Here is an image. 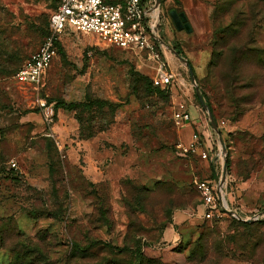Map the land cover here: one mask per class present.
Here are the masks:
<instances>
[{"label": "rangeland", "instance_id": "obj_1", "mask_svg": "<svg viewBox=\"0 0 264 264\" xmlns=\"http://www.w3.org/2000/svg\"><path fill=\"white\" fill-rule=\"evenodd\" d=\"M59 2L0 0V264H137L141 253L167 264H264V3L160 0V36L185 81L181 91L150 87L137 52L77 32L61 37L38 88L20 85L14 75L38 50ZM170 10L183 12L192 31H178ZM232 22L239 26L221 34ZM248 39L258 55L232 64L229 54ZM178 57L229 142L235 201L259 218L245 227L206 221L167 244L174 212L196 208L194 182L211 177L176 148L184 142L172 120L177 103L205 125L208 118ZM227 77L253 84L236 91L238 104Z\"/></svg>", "mask_w": 264, "mask_h": 264}, {"label": "built area", "instance_id": "obj_2", "mask_svg": "<svg viewBox=\"0 0 264 264\" xmlns=\"http://www.w3.org/2000/svg\"><path fill=\"white\" fill-rule=\"evenodd\" d=\"M156 1L60 0L49 18L47 35L38 50L16 71L15 82L38 88L57 55V44L60 43L61 37L69 32H77L94 36L105 46L140 54L144 65L151 71L149 79L152 87L171 92L173 86L177 84L182 89L185 81L177 70L170 66L165 53L167 50L169 53L172 51L160 36L161 7ZM45 110V119L51 123L53 110L51 107ZM172 120L177 128L193 122L184 102L175 105ZM206 121V125L202 122L196 125L197 128L187 142H180L176 146L180 155L197 158L208 163L211 168L210 178L194 182V189L203 210V219L220 221L228 218L241 222L257 220L259 218L257 215H247L235 201L231 187L234 180L228 175L227 168L225 179L221 182L224 154L208 118ZM224 145L227 158L225 142ZM11 167L16 169L15 163H12Z\"/></svg>", "mask_w": 264, "mask_h": 264}, {"label": "crops", "instance_id": "obj_3", "mask_svg": "<svg viewBox=\"0 0 264 264\" xmlns=\"http://www.w3.org/2000/svg\"><path fill=\"white\" fill-rule=\"evenodd\" d=\"M179 13H183V12H179ZM185 17H186V15H185ZM186 19H187V17H186ZM187 23L189 24L188 20H187ZM189 26H190V24H189ZM190 28H191V26H190ZM178 31H180V30H178ZM191 31H192V28H191ZM169 55H170V57L167 56L168 61H173L172 59L175 56L173 54V52H170ZM179 67H180V65H179ZM173 69L178 70L176 68V66L173 67ZM176 89L181 91V89L179 88V86H177V84H175L173 86L172 90H176ZM187 101L190 103L189 100H187ZM187 109H188L189 113L191 114L193 122L181 127V130H182L183 135H184V137H183L184 142H187L189 140L190 135L197 128L196 125L201 123L200 115L195 110V108H193L191 105L188 104ZM193 159H197V158L193 157ZM200 162H203V161H200ZM203 163L206 165L205 166L206 169H209V171H210L211 168L208 165V163H206V162H203ZM202 214H203V210H202L200 203H198L197 207L194 209L186 208V209L174 212V214L172 216L171 223L167 226V228L163 232L162 241L167 243V244H172V243H176L177 241H179L183 237V235L191 234L194 230H196L198 227L203 225V223L205 222V220L202 217Z\"/></svg>", "mask_w": 264, "mask_h": 264}, {"label": "trees", "instance_id": "obj_4", "mask_svg": "<svg viewBox=\"0 0 264 264\" xmlns=\"http://www.w3.org/2000/svg\"><path fill=\"white\" fill-rule=\"evenodd\" d=\"M254 1L255 2L264 3V0H254ZM238 26H239L238 23L232 22L226 28H219V30L221 29V31H220L221 34H223L224 32L230 33L231 31H234V29H235L234 27H238ZM47 33H48V31H47ZM47 33H46V35H47ZM233 33L236 34L237 32L235 31ZM233 33H231V34H233ZM228 45H229V42L227 41L226 43H224V46L223 47L226 48ZM58 48H59V43L57 44V52H58ZM240 48H241V51L240 52L237 51L239 48L236 49V50H234L233 52H231L233 49H235V46H232L230 48L229 51L231 53L229 54V56H230L229 59H230V61H231L232 64L236 63L239 60V55H241V58H244V59L245 58L246 59H249L250 57L251 58L254 57V55H258V50H257V48H255L253 46V40L252 39L251 40L250 39L246 40L242 44V46ZM177 55L180 56V52H177ZM257 63H258V61H257ZM232 73H235L234 72V68L232 70ZM148 80H149L150 87H152L151 82H150V79H148ZM221 81H225V80L224 79H221ZM238 82H240V79H238V78H237V80L234 79L233 81H231L229 79V77H227L226 84L224 85L225 86V89L228 91V94L230 95L231 100L234 101V103H236V104H238V101H239V98L235 96L236 91L237 90H240L241 88H248V87L250 88L253 85L251 81L247 80V82L244 85L237 86L236 84ZM152 88H154V87H152ZM154 89H158V88H154ZM158 90H160V89H158ZM161 91H163V90H161ZM203 97H204V94H203ZM207 105L210 108L211 113L213 115V111H212V108L210 106V103L207 102ZM58 108L59 107L57 106V109ZM225 144H226V148H227L226 168H227L228 175H230V162H229V157H230L229 149H230V145H229V142H227V140H225ZM196 195H197L198 201L200 203L199 196H198L197 193H196ZM230 220H231V222L236 223V224L241 225V226H244V227L245 226H250L252 224V223H248V222L237 221L235 219H230ZM202 239H203L202 236L199 237V241L198 242L200 243L202 241ZM202 246H203V244H201V246H199L198 248H201ZM15 264H18V262H15ZM114 264H117V263L115 262ZM137 264H167V263H163L161 261V259L159 257H157V256H148V255H145L144 253H141L140 256H139V258H138V263Z\"/></svg>", "mask_w": 264, "mask_h": 264}, {"label": "water", "instance_id": "obj_5", "mask_svg": "<svg viewBox=\"0 0 264 264\" xmlns=\"http://www.w3.org/2000/svg\"><path fill=\"white\" fill-rule=\"evenodd\" d=\"M156 4L159 6L160 5V0H157ZM169 14H170V17H171V19H172V21H173V23H174V25H175L177 30H180V31L181 30H186L187 32H191V28H190L189 24L187 23V19H186L185 15L183 13H177L176 11L171 10L169 12ZM160 43L164 44L162 41H160ZM178 59H179V61L181 63H184L188 67L189 78H190L191 82L193 83V85L196 87L195 80H194V75H193L192 69H191L188 61L185 60L182 57H178ZM196 95H197V98H198L199 103L201 105V108L204 110V113L207 114L210 126H211L212 130L215 132V134L218 136L219 142H220L221 147H222V151H223V154H224V164H223L221 182H223L224 179H225V176H226V149H225V145H224V142H223L222 138L219 135V129H218L217 125L215 124V121H214L213 115L211 113V110L204 103V101L202 100V98L200 96V92H199L197 87H196Z\"/></svg>", "mask_w": 264, "mask_h": 264}]
</instances>
